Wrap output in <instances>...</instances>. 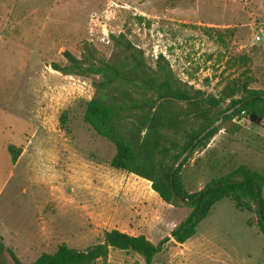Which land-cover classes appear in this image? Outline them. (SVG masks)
Masks as SVG:
<instances>
[{
	"label": "rangeland",
	"instance_id": "obj_1",
	"mask_svg": "<svg viewBox=\"0 0 264 264\" xmlns=\"http://www.w3.org/2000/svg\"><path fill=\"white\" fill-rule=\"evenodd\" d=\"M262 25L264 0H0V264H14L6 248L28 264L61 244L84 250L112 229L158 243L190 211L111 166L115 147L83 118L92 80L64 75L54 63L67 65L66 53L80 57L87 43L108 58L112 35L130 29L149 62L162 54L196 88L217 92L243 71L239 57L247 55L252 86L264 89V34L254 41ZM233 121L244 128L240 139L222 129L212 147L186 162L190 192L240 165L264 175V142L256 137L262 128L244 114ZM9 144L26 149L16 165ZM250 219L256 215L223 199L191 239L169 242L152 264H264V235ZM109 264L145 259L111 248Z\"/></svg>",
	"mask_w": 264,
	"mask_h": 264
},
{
	"label": "trees",
	"instance_id": "obj_2",
	"mask_svg": "<svg viewBox=\"0 0 264 264\" xmlns=\"http://www.w3.org/2000/svg\"><path fill=\"white\" fill-rule=\"evenodd\" d=\"M167 1L173 6L179 2ZM129 33L127 29L112 35L113 49L108 58H100L87 43L80 57L66 53L68 64L62 67L54 63L53 69L92 80L94 94L83 118L98 136L115 147L111 166L150 181L163 202L186 206L190 211L170 236L158 243L143 234L112 229L104 232L102 241L84 250L61 244L28 264H109L111 248L139 253L145 264H152L169 242L184 244L191 239L200 222L223 199H229L241 211L254 213L257 219H250L248 225H256L264 235L263 174L240 165L197 192L186 188L183 175L188 159L204 150L220 130L232 136L241 132L242 126L233 121L236 117L244 114L252 125L264 126V89L252 86L256 78L249 67L250 57L240 56L243 71L226 79L217 92H207L178 77L162 54L149 62L144 50L129 39ZM221 119L220 125L200 138ZM7 149L16 164L23 146L9 144ZM4 249L0 241V252ZM6 250L14 264H24L11 248Z\"/></svg>",
	"mask_w": 264,
	"mask_h": 264
},
{
	"label": "crops",
	"instance_id": "obj_3",
	"mask_svg": "<svg viewBox=\"0 0 264 264\" xmlns=\"http://www.w3.org/2000/svg\"><path fill=\"white\" fill-rule=\"evenodd\" d=\"M261 128H262V131L259 133H257L256 134V137L258 138V139H260L262 142H264V126H260ZM247 130H249L251 127H245ZM242 130H244V128H242ZM253 131V126H252V128H251V130L250 131H248V138L249 139H251V137L253 136V135H250L249 133H251ZM241 134V133H240ZM240 134L238 135V136H235L236 138H238V139H240ZM252 134V133H251ZM218 136L220 137L221 136V133H219V134H217L212 140H211V142H210V144H209V146H208V148L209 147H212V145L216 142V140H217V138H218ZM234 137V138H235ZM235 138V139H236ZM242 141V140H241ZM225 150V152L223 153L222 151H221V154L220 155H223V154H226V155H229V156H231L232 157V155L234 154V151H233V149H231V150H229V148H228V146H225L224 148H223V151ZM25 151H26V149H24V151H23V153H22V155L18 158V161L16 162V163H18L19 162V160L22 158V156L25 154ZM223 153V154H222ZM14 165H16V164H14ZM147 181V180H146ZM148 182H150V181H148ZM151 183V182H150ZM151 189H152V187H151ZM152 191H154L153 189H152ZM155 192V191H154ZM156 193V192H155ZM120 231H123V232H126V233H128V234H131V235H136V234H133V233H129V232H127V231H125V230H120ZM139 235V234H138ZM182 245V244H181Z\"/></svg>",
	"mask_w": 264,
	"mask_h": 264
},
{
	"label": "water",
	"instance_id": "obj_4",
	"mask_svg": "<svg viewBox=\"0 0 264 264\" xmlns=\"http://www.w3.org/2000/svg\"><path fill=\"white\" fill-rule=\"evenodd\" d=\"M222 119L220 121H218L217 123L211 125L204 133H202V135L200 136L203 137L209 130L215 128L216 126H218L221 123ZM189 150L180 158V160L177 162L175 168L181 163V161L188 155Z\"/></svg>",
	"mask_w": 264,
	"mask_h": 264
},
{
	"label": "built area",
	"instance_id": "obj_5",
	"mask_svg": "<svg viewBox=\"0 0 264 264\" xmlns=\"http://www.w3.org/2000/svg\"><path fill=\"white\" fill-rule=\"evenodd\" d=\"M264 34V25L259 27L256 34L254 35V41L258 42L261 40V36Z\"/></svg>",
	"mask_w": 264,
	"mask_h": 264
}]
</instances>
